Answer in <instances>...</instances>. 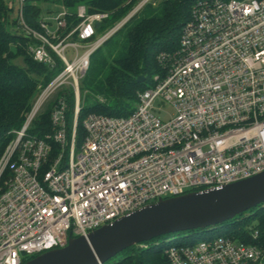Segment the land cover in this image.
Returning <instances> with one entry per match:
<instances>
[{
    "label": "built area",
    "instance_id": "1",
    "mask_svg": "<svg viewBox=\"0 0 264 264\" xmlns=\"http://www.w3.org/2000/svg\"><path fill=\"white\" fill-rule=\"evenodd\" d=\"M149 1L100 35L94 25L107 14L83 6L67 33L64 10L54 27L40 20L39 32L21 20L31 59L59 69L0 155V264H23L158 200L264 171V0H196L176 49L157 55L159 73L132 111L87 114L76 151L89 57ZM51 99L50 130L39 135L34 123ZM165 105L173 115L164 122L157 115ZM164 255L165 264H264L262 249L227 233Z\"/></svg>",
    "mask_w": 264,
    "mask_h": 264
},
{
    "label": "trees",
    "instance_id": "2",
    "mask_svg": "<svg viewBox=\"0 0 264 264\" xmlns=\"http://www.w3.org/2000/svg\"><path fill=\"white\" fill-rule=\"evenodd\" d=\"M40 1L42 0H23L15 11L12 2L0 0V155L12 140L11 132L21 127L23 116L30 109L39 88L44 87L59 69L57 67L51 70L48 66L35 63L27 52V47L33 41L24 33L21 20L28 28L41 31L38 7ZM137 1L55 0L54 3L65 11L67 28L64 33L77 24L75 10L78 6H83L88 14L106 13L107 18L94 25L96 35H100L118 23ZM193 1L162 0L158 6L143 8L104 42L102 49L100 47L95 51L98 56L89 62L86 74L95 76L96 73L97 76H102L99 90L104 95L101 98L104 104L94 106L92 113L126 116L132 111L130 107L135 103L137 93L153 75L159 73L157 55L176 49L181 27L189 17ZM12 12L15 18L9 20L8 14ZM12 46L18 47L22 57L20 64L14 61ZM138 77H143L144 82L137 83ZM108 102L112 105H107ZM83 110L84 115L87 112L81 108L77 123L79 129H82ZM122 111L127 113L122 115ZM42 126L46 128L43 134L49 132V119L43 121ZM82 135L79 133L80 138ZM55 153L54 148L51 157ZM217 228H225L228 235L254 244L264 251V203L214 229ZM254 232L257 233L255 239L252 238ZM178 235L180 234L160 237L141 244L144 247L137 255L126 254L137 246L131 247L123 251V254H118H122L123 259L116 264H165V250L193 242L192 236L183 237L159 247L160 241L164 242L165 239Z\"/></svg>",
    "mask_w": 264,
    "mask_h": 264
},
{
    "label": "water",
    "instance_id": "3",
    "mask_svg": "<svg viewBox=\"0 0 264 264\" xmlns=\"http://www.w3.org/2000/svg\"><path fill=\"white\" fill-rule=\"evenodd\" d=\"M263 203L264 171L222 187L158 200L23 264H104L160 237L214 229Z\"/></svg>",
    "mask_w": 264,
    "mask_h": 264
},
{
    "label": "rangeland",
    "instance_id": "4",
    "mask_svg": "<svg viewBox=\"0 0 264 264\" xmlns=\"http://www.w3.org/2000/svg\"><path fill=\"white\" fill-rule=\"evenodd\" d=\"M139 1L140 0H138L136 2V4ZM195 1L196 0H194L192 2V4ZM5 2H7V3L8 2H12L13 6H14V10L16 11L18 9L19 0H5ZM54 2H55V0H42L38 4L40 20H45L46 22L50 23L52 27H54L55 20L57 19V17L61 13L60 7L57 6ZM161 2H162V0H150L148 3L145 4L144 7H142V9L145 8V7L150 8V6H152V7L158 6V4H160ZM135 5L127 12V14L122 19L119 20V22L124 20L128 16L129 12L135 7ZM140 11H138V12H140ZM10 18H12V19L15 18L13 12L8 14V19L10 20ZM18 29H20V28H18ZM100 49H102V47ZM11 50H12V53L14 55V61L17 62V64H20L22 57H21V54L19 53L18 47L17 46H12ZM82 53H83V50L82 49H78V55H81ZM95 53H93L89 57V62L93 61V59L98 56L97 53L96 54ZM71 54H72V52L70 50H68L65 53V55L68 58H70ZM101 84H102V76H100V75L97 76L96 73H95V76H89L88 74H85L83 79H81L79 81L81 108L83 107L87 111L86 114L84 115L85 111L83 110V112L81 114L83 116V117L81 116L82 117V119H81L82 121L86 118L87 114L92 113V108L94 106L98 105L99 99L104 96L101 93V91L99 90ZM150 84L151 83L148 81V82H146L145 86L148 87V86H150ZM53 100L54 99H51V101H47V103L45 105H43L42 110L39 113V116L35 120V123H34L35 124V126H34L35 127V131L37 133H39L40 135H42L44 130H46V128L42 126V122L46 121L48 119V112L50 110V105L52 104ZM107 105L111 106L112 104L108 102ZM134 106H135V103H133V105L130 107V111L134 108ZM126 113H127L126 111H122L121 114L123 115V114H126ZM26 114L27 113L24 114L23 118H25ZM169 114L173 115L172 108L169 105H165V106L162 107V111L157 116H158V118L161 121L165 122V121H167L169 119ZM70 124H71V120H69V126H70ZM76 130H78L77 131V138H76V151L78 152L79 149H80V145L82 143L83 135H82V129L81 128L79 129L77 127ZM79 130H80V132H79ZM79 133L82 135L81 138L79 137ZM5 180H6V176H4L0 180V188L3 186V183H4ZM203 232L204 231H196V232H194V234L189 233V232L180 233V235H178L177 237H172L170 239H165L164 242L160 241L159 242V247H163L168 241H178V240L182 239L183 237L192 236L193 241L202 240L203 238H208V237L213 238V237H216L218 235H223L224 233H226V229L225 228H217V229H214V230H207L205 233H203ZM143 247L137 246L135 249L129 250L128 252H126V254H128V255H137L138 253H140V250ZM122 254L118 255L117 257L113 258L112 260H110L109 262H107L105 264H116L118 261L123 259V255Z\"/></svg>",
    "mask_w": 264,
    "mask_h": 264
}]
</instances>
